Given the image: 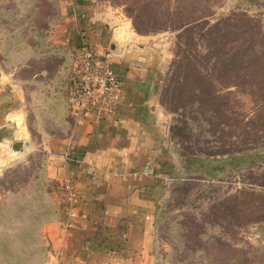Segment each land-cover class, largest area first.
<instances>
[{"label":"crops","instance_id":"0c3cea01","mask_svg":"<svg viewBox=\"0 0 264 264\" xmlns=\"http://www.w3.org/2000/svg\"><path fill=\"white\" fill-rule=\"evenodd\" d=\"M123 17L99 0H0V176L38 153L32 186L71 180L77 194L48 195L42 264L157 261L158 215L182 158L161 100L171 55L166 38ZM85 41L111 48L124 87L117 113L100 122L67 108Z\"/></svg>","mask_w":264,"mask_h":264},{"label":"rangeland","instance_id":"374dc122","mask_svg":"<svg viewBox=\"0 0 264 264\" xmlns=\"http://www.w3.org/2000/svg\"><path fill=\"white\" fill-rule=\"evenodd\" d=\"M99 1L169 42L161 100L181 154L252 156L212 183L195 175L171 185L158 262L264 264V0ZM40 162L35 153L0 176V230L49 210L44 192L27 193Z\"/></svg>","mask_w":264,"mask_h":264},{"label":"trees","instance_id":"16d2710c","mask_svg":"<svg viewBox=\"0 0 264 264\" xmlns=\"http://www.w3.org/2000/svg\"><path fill=\"white\" fill-rule=\"evenodd\" d=\"M178 149L181 150L178 146ZM256 157L263 158V155L257 154ZM246 153L230 154V155H212L205 156L201 154L184 155L181 158V172L177 175L173 184L185 183L190 177L201 175L209 180V183L218 176L219 172L225 169L226 166H236L250 159ZM58 186V187H57ZM56 187L61 190L59 183L48 182L43 185L40 180H37L27 191L28 194L34 191L44 192L47 203L44 204L49 208L47 212L37 211L31 212L32 218L29 221H20L14 225H4L0 230V264H42L47 258V248L42 240L41 231L43 223L50 219L53 215V210L48 199V195ZM243 192L254 194L253 190L243 189ZM165 203L162 208H164ZM25 206V205H24ZM51 208V209H50ZM161 208V210H162ZM161 210L158 215L161 213ZM45 218L41 216L45 214ZM158 252L157 261L158 262Z\"/></svg>","mask_w":264,"mask_h":264},{"label":"built area","instance_id":"2783aa9c","mask_svg":"<svg viewBox=\"0 0 264 264\" xmlns=\"http://www.w3.org/2000/svg\"><path fill=\"white\" fill-rule=\"evenodd\" d=\"M112 58L111 50L89 41L78 48L67 99L68 111L75 118L100 122L117 113L123 101L124 87L113 70ZM59 185L63 200L76 202L77 194L71 180Z\"/></svg>","mask_w":264,"mask_h":264},{"label":"water","instance_id":"95a60500","mask_svg":"<svg viewBox=\"0 0 264 264\" xmlns=\"http://www.w3.org/2000/svg\"><path fill=\"white\" fill-rule=\"evenodd\" d=\"M109 50H111V48H109Z\"/></svg>","mask_w":264,"mask_h":264}]
</instances>
